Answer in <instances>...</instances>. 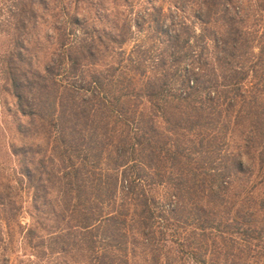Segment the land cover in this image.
I'll list each match as a JSON object with an SVG mask.
<instances>
[{
    "label": "trees",
    "instance_id": "obj_1",
    "mask_svg": "<svg viewBox=\"0 0 264 264\" xmlns=\"http://www.w3.org/2000/svg\"><path fill=\"white\" fill-rule=\"evenodd\" d=\"M6 2L0 264H264V0Z\"/></svg>",
    "mask_w": 264,
    "mask_h": 264
},
{
    "label": "rangeland",
    "instance_id": "obj_2",
    "mask_svg": "<svg viewBox=\"0 0 264 264\" xmlns=\"http://www.w3.org/2000/svg\"><path fill=\"white\" fill-rule=\"evenodd\" d=\"M3 0H0V185L6 182L14 184L16 180V172L19 171V161L17 157L13 155L9 149V144L15 145L21 144V136L18 133L17 124L19 116L15 112V99L10 93V90L6 91L3 88L7 85L6 79L8 78L5 72V64L2 61L5 59V55L9 49L15 50L12 55H18V47L12 41L19 36L26 46V50H20L21 57L28 60L30 64H36V56L39 55L33 44V34L38 33L42 35L47 27L39 24L37 29H33L31 25L27 26L24 31H20V34L16 32L13 24V19L9 10V3L1 4ZM17 50V51H16ZM29 142V141H28ZM23 199L27 200L28 193H23ZM24 206L27 203L24 202ZM27 216L21 218V221H26Z\"/></svg>",
    "mask_w": 264,
    "mask_h": 264
}]
</instances>
